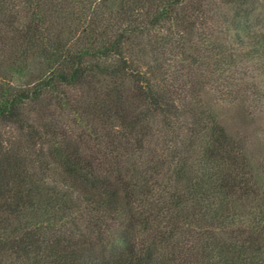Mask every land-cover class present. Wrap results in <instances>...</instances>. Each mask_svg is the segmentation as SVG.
<instances>
[{
  "label": "trees",
  "instance_id": "trees-1",
  "mask_svg": "<svg viewBox=\"0 0 264 264\" xmlns=\"http://www.w3.org/2000/svg\"><path fill=\"white\" fill-rule=\"evenodd\" d=\"M208 4L0 0V264H264V160L200 100L190 108L199 128L180 139L178 89L150 74H171L159 58L166 45L200 61L205 45L216 49L211 72L226 89L237 79L225 73L264 64L256 7L239 0L219 12L227 49L206 39ZM149 42L146 73L137 60ZM53 102L84 121V136L46 120ZM5 126L17 137L6 139ZM165 129L157 164L145 146ZM53 167L66 191L44 190Z\"/></svg>",
  "mask_w": 264,
  "mask_h": 264
},
{
  "label": "rangeland",
  "instance_id": "rangeland-1",
  "mask_svg": "<svg viewBox=\"0 0 264 264\" xmlns=\"http://www.w3.org/2000/svg\"><path fill=\"white\" fill-rule=\"evenodd\" d=\"M208 1L210 13L212 16L214 15V17L213 21L210 20L211 22H209L205 30H203L206 33V39L212 42L211 47H213L214 44H220L228 49L229 46L231 47L230 37L225 31V24L221 22V15L219 12L224 13V10L226 9L231 12V8L233 7L232 4L235 5L239 0ZM245 1L247 5H254L256 7L254 17L262 19L260 21L263 23L261 26L262 31L264 25V18H262L264 17V0ZM225 6L226 8H224ZM193 33V37L196 38V31L194 30ZM152 36L153 33H150L146 38L152 39ZM151 44L152 43H150V45L142 44L139 47V49L143 47V49H145L144 51L147 49L150 51L147 52V54L142 55V59L137 60L138 65L140 64V70H143L146 73H150L152 68V62L150 59L156 57ZM207 45L209 46V44ZM207 45H205L207 49L203 50V59L201 61L198 60V58L197 60L189 57L186 58V54H179L176 50L173 52V50L166 45L161 48L162 51L159 53V58H161L160 62L163 63L166 72L171 74L169 76L167 75L168 77L165 82H163L164 78H160L161 74L158 75L157 72L154 74L150 73L155 81L154 83H163V85L171 84L178 89L173 95L178 105V111L173 120L179 125L178 134L180 135V139H187L191 129L199 128L198 125H193L190 128V120L193 119L192 110L190 108L192 107V104L195 105L194 103H197L198 100H200L199 102L206 105L207 108L219 118L226 130L248 148L249 153L254 159L264 160V64H255V67L253 65L248 66V64H244L225 73V78L237 79L229 85L228 89H226L225 86H223L224 83L218 82V80L214 78L215 75H212L211 69L212 67L214 68L215 65L211 56L216 49L213 48L211 51V48ZM156 51L159 52L160 50L157 49ZM181 57L186 59L183 60ZM208 60L209 63L207 62ZM191 61L195 62L192 66ZM227 75H229V77ZM198 80H201L206 84L203 89L197 84ZM65 92L68 98L72 97L73 94L77 95V92L74 90H66ZM46 96H49V94H46L45 97ZM50 111L52 112V115L51 117L48 116V119L46 120L52 121L58 129L63 128L64 130L69 131L70 134L72 133L73 136L77 134H82L84 136L86 131L84 121L81 122V120L75 118L69 108L55 105L53 102ZM160 118L161 117L155 116V119L151 120L154 129L157 127H159L158 129H162L161 126L163 124L161 123ZM199 125L202 127L204 124L201 123ZM165 130H163V133L156 132V135L154 134V136L150 138L148 137V142L145 146L148 151L145 155L157 164L165 159V155H167L166 153L169 150V148L165 147V144L167 142L166 139L169 137L168 134H170V130ZM2 132L6 139L17 137L16 130L11 126L3 127ZM83 139L88 143L86 137H83ZM31 172L35 173V168L31 169ZM35 178L40 182V178L43 177L37 175ZM68 181V178L62 176L58 167H53L51 171H47V174L44 177L43 187L45 189H43L51 194L53 192H63L69 187L67 186L69 185ZM74 199L76 201L75 204L81 208V211H83L80 199L76 198V195L74 196ZM79 213L80 212L76 213V215H79ZM73 222L76 223L78 221ZM185 244L189 245V243Z\"/></svg>",
  "mask_w": 264,
  "mask_h": 264
}]
</instances>
